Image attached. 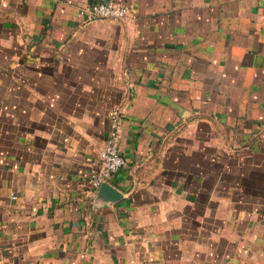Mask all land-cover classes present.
<instances>
[{
    "label": "crops",
    "instance_id": "crops-1",
    "mask_svg": "<svg viewBox=\"0 0 264 264\" xmlns=\"http://www.w3.org/2000/svg\"><path fill=\"white\" fill-rule=\"evenodd\" d=\"M98 1L0 0V264H264V0Z\"/></svg>",
    "mask_w": 264,
    "mask_h": 264
},
{
    "label": "built area",
    "instance_id": "built-area-1",
    "mask_svg": "<svg viewBox=\"0 0 264 264\" xmlns=\"http://www.w3.org/2000/svg\"><path fill=\"white\" fill-rule=\"evenodd\" d=\"M79 14L87 22L113 20L123 21L129 14L127 6L120 3L101 0L79 8ZM125 109L113 106L108 112L109 129L95 165L88 177L92 189H98L102 183L109 182L113 175L126 165V158L120 151V142L124 127ZM13 199L17 195L11 194Z\"/></svg>",
    "mask_w": 264,
    "mask_h": 264
},
{
    "label": "water",
    "instance_id": "water-1",
    "mask_svg": "<svg viewBox=\"0 0 264 264\" xmlns=\"http://www.w3.org/2000/svg\"><path fill=\"white\" fill-rule=\"evenodd\" d=\"M96 194L104 202H115L123 198V194L109 182L102 183Z\"/></svg>",
    "mask_w": 264,
    "mask_h": 264
}]
</instances>
